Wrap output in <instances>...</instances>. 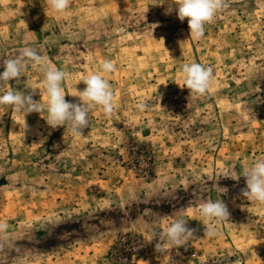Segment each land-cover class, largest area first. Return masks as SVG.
<instances>
[{
    "label": "rangeland",
    "instance_id": "rangeland-1",
    "mask_svg": "<svg viewBox=\"0 0 264 264\" xmlns=\"http://www.w3.org/2000/svg\"><path fill=\"white\" fill-rule=\"evenodd\" d=\"M24 47L67 73V101L101 75L113 111L52 129L40 66L0 85L45 105L0 107V264H264V204L224 177L264 160V0H225L199 40L171 0H0V72ZM193 62L212 69L204 95L185 86ZM219 197L228 221L201 216ZM179 219L196 231L176 246Z\"/></svg>",
    "mask_w": 264,
    "mask_h": 264
},
{
    "label": "clouds",
    "instance_id": "clouds-1",
    "mask_svg": "<svg viewBox=\"0 0 264 264\" xmlns=\"http://www.w3.org/2000/svg\"><path fill=\"white\" fill-rule=\"evenodd\" d=\"M48 3L54 11L63 12L68 8L70 0H48ZM171 4L175 5L177 18L181 22L187 18L190 37L199 40L204 35L205 25L210 23L216 13L224 7L225 0H171ZM171 11L172 7L165 14H169ZM30 63L40 66V70L44 73V87L47 95L46 122L52 129L67 126L71 128L73 133L82 134V129L88 127L90 109L101 106L105 114H111L113 111L114 93L110 83L101 75L92 74L82 81L86 87L79 91V102L67 101L62 87L67 73L55 66H49L38 50L32 47L22 48L16 58L6 62L3 66V72H0V85L3 82L20 78L21 72ZM101 69L108 73L116 70L115 64L110 60H105ZM181 72L185 86L189 91L199 95L208 92L213 76L210 67L195 62L184 63ZM33 95L34 93L25 94V92L16 89L7 91L0 95V107L11 106L25 116L32 112L44 111L45 105L34 100ZM137 107L144 110L146 105L139 103ZM241 176L246 181V187L241 189L242 196L264 204V160L255 161L242 173L233 171L231 175L224 177L239 181ZM217 187L223 189L221 193L227 192L226 188ZM200 215L211 217L220 222L228 221L230 212L227 205L219 197L215 202L211 199L205 202L200 208ZM195 231L196 229L188 226L186 220L179 219L168 227L166 239L170 244L181 246L193 236ZM205 234L214 235L215 228L209 225L205 228ZM155 247L160 248V242H157Z\"/></svg>",
    "mask_w": 264,
    "mask_h": 264
}]
</instances>
